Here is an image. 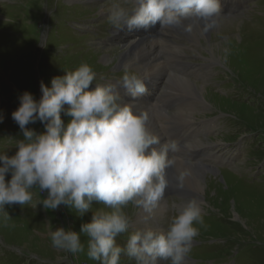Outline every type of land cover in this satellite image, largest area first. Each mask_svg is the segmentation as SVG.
Masks as SVG:
<instances>
[{"label":"rangeland","instance_id":"rangeland-1","mask_svg":"<svg viewBox=\"0 0 264 264\" xmlns=\"http://www.w3.org/2000/svg\"><path fill=\"white\" fill-rule=\"evenodd\" d=\"M72 2L74 1L0 0V152L7 151L8 155H14L17 151L14 147L15 139H22L21 130L12 119V112L19 107L18 97L25 91L31 92L39 100L42 96L41 82L51 87L54 77L63 76L65 71L75 70L82 62L92 67L97 74L95 82L100 84L109 82L114 73L123 72L120 68L114 69L113 61L104 63L101 58L104 54L93 50L95 39L93 40L91 33L83 31L82 18L92 15L93 18L87 20L90 29L103 22L93 20L96 16H100L98 20L107 16L100 15L101 11L88 8L87 15H80V10L85 11L86 8L78 2ZM106 3L103 2L102 5L108 11L111 1ZM123 5L126 7L128 4ZM178 32L167 31L163 35L165 40L187 44L188 48L185 50H191L192 55H197V63L209 64L210 68L201 73L195 72L194 75L182 65L176 73L175 69L170 68L169 79L164 80L166 89L156 91L157 97L159 95L157 102L165 106L171 105L168 113L170 116L173 113L183 126V132L179 133V142L191 144L192 150L203 154L212 147L214 151L210 153L215 157L226 146L230 149H226L228 151L225 152L223 160H215L216 165L207 154L199 156L203 159V164L215 165L211 170L203 164L199 166L195 161L186 159L184 154H174L173 156L177 155V161L206 176L203 181L204 191L188 186L189 180H184L185 186L180 188L181 197L167 196V208L160 216L161 220L150 218L139 223L138 227L132 225L137 208L128 205L124 211L131 219L130 232L148 227L157 228L158 223L160 226L157 229H164L170 217L175 214L169 206L172 203L181 204L182 201L186 203L195 198L203 209L204 224L196 225L202 231L200 230L188 259L195 260L196 264H264V0H249V6L243 13L231 19L221 30L223 40L228 41L225 43L228 51L223 61L218 58L215 60L209 54L205 32L196 37L197 39L192 36L196 35L193 30ZM216 32L217 27L214 28L212 37L218 43L222 39L220 36V41L216 39ZM91 44L94 46L90 47ZM107 46L109 50L106 52L122 55L123 48H117V43ZM169 58L177 59L175 56ZM178 59H182L181 53ZM135 71L142 76L141 71ZM151 71L150 66L143 73L149 76L155 72ZM188 82L207 89L209 100L204 103L200 96L193 98L189 94L190 87H185ZM94 85L95 83L90 86ZM215 96L229 103L225 104ZM177 98L184 101L183 105L179 104ZM141 99H144L142 105L147 106V98ZM188 104H195L196 110L189 109ZM61 115L67 123L70 118L63 112ZM154 122L156 123V118ZM206 122H213L214 127L208 130L204 124ZM28 127L37 132L44 130V125L40 122ZM189 139L193 141L190 142ZM196 141L203 145L195 146ZM201 166L203 170H200ZM171 177H175L174 170ZM10 178L9 175L7 179ZM171 182L177 185V182ZM46 195V192L42 193V196ZM41 198L36 195L33 203ZM97 207L102 206L94 204L93 210ZM5 211L11 218L5 222L0 214V264H99L98 261L88 259L85 253L71 254L54 249L49 238V232L59 227L79 232L83 223L91 221L92 211L78 217L64 205L52 211L46 210L42 204L35 208L31 204L23 207L19 204L6 205ZM128 234L118 236L117 243L123 245ZM85 239L82 236V241ZM230 254L233 256L229 257ZM121 264L132 262L122 257Z\"/></svg>","mask_w":264,"mask_h":264},{"label":"clouds","instance_id":"clouds-1","mask_svg":"<svg viewBox=\"0 0 264 264\" xmlns=\"http://www.w3.org/2000/svg\"><path fill=\"white\" fill-rule=\"evenodd\" d=\"M221 16V0H111L106 18L117 32L125 26L132 31L159 23L162 33L174 27L191 32L192 23L185 21L202 22L209 30ZM123 71L116 84H100L92 67L82 62L54 77L51 87L41 82L39 100L29 91L18 97L12 119L22 139H15L14 155L0 152V214L8 221L5 206L16 204L34 208L42 204L52 211L64 205L78 217L92 211L91 221L79 232L63 227L50 231L51 246L85 253L99 264H121L122 257L135 264H187L200 234L196 225L204 224L197 199L172 203L169 207L175 214L164 229L130 232L131 219L124 208L142 210L146 221L152 217L170 185L171 154L178 153L181 145L169 138L161 144L160 136L149 128L147 111L134 113L131 104L122 102L118 87L133 98L147 92V78L127 66ZM93 83L95 88L89 90ZM62 112L70 118L67 123ZM37 122L44 125L42 132L28 127ZM185 176V172L178 175L177 187L184 186ZM36 195L42 198L33 203ZM94 204L102 207L93 210ZM125 233H129L126 241L118 244L117 237Z\"/></svg>","mask_w":264,"mask_h":264},{"label":"bare ground","instance_id":"bare-ground-1","mask_svg":"<svg viewBox=\"0 0 264 264\" xmlns=\"http://www.w3.org/2000/svg\"><path fill=\"white\" fill-rule=\"evenodd\" d=\"M243 18V17H242ZM242 21V20H241ZM243 22V21H242ZM233 25V24H232ZM195 27V28H194ZM237 27H238V25H237ZM240 27V26H239ZM193 29V31L196 33V35L194 36V35H192L193 37H199V36H201V34L203 33L202 31H204L205 32V34L207 35V46H206V49L208 50V52H209V54L210 55H212V57H214L215 58V60L218 58L220 61H223L224 60V55H225V53H227V51H228V46H225V43H227L228 41L227 40H222L221 42H218V43H216L217 41H215V39L212 37V33H211V30L212 29H210V31L209 30H206L205 28H204V25H203V27L201 28V27H197V26H193L192 27ZM239 31V30H238ZM174 33V32H173ZM179 33V32H178ZM181 33V32H180ZM195 33H193V34H195ZM185 34V33H184ZM191 34V33H190ZM240 34V33H239ZM182 36V35H181ZM176 37V36H175ZM191 37V36H190ZM203 37V36H202ZM216 37H218V36H216ZM223 37V36H222ZM173 38V37H172ZM206 38V37H205ZM212 38L214 39V40H212ZM183 39V38H182ZM197 39V38H196ZM242 40V39H241ZM172 41V40H171ZM203 41V40H202ZM220 41V40H219ZM197 42V41H196ZM239 42V41H238ZM237 42V43H238ZM241 42V41H240ZM203 43V42H202ZM230 43V42H229ZM194 44V43H193ZM235 45V44H234ZM233 45V46H234ZM201 46V45H200ZM236 47V46H235ZM244 47V46H243ZM117 48H119V47H117ZM201 48V47H200ZM232 48V47H231ZM195 49V48H194ZM109 50V49H108ZM117 50V49H116ZM170 51H171V54H178V53H180V51H181V47H179V46H174V47H171L170 49H169ZM200 50V49H199ZM114 51V50H113ZM191 51V50H190ZM189 51V52H190ZM239 51V50H238ZM207 52V53H208ZM232 52V51H231ZM111 53H113L112 51H111ZM117 53V52H116ZM206 53V52H205ZM194 54V53H193ZM197 56V55H196ZM231 56V55H230ZM133 57V56H132ZM200 57V56H199ZM102 58V60L104 61V63H111L112 61H113V63L114 62H116L118 65H121V66H119L118 68H123V67H125V66H129V64H131L130 63V61H131V59L129 58V56L127 55V54H123V55H120V56H116V57H111V56H102L101 57ZM134 58V57H133ZM172 58V57H171ZM230 59V58H229ZM173 60H177V59H173ZM182 60V59H181ZM199 60H200V58H199ZM218 64V63H217ZM137 66V65H136ZM159 66V65H158ZM149 67H150V65L146 68L147 70L149 69ZM215 67V66H214ZM208 68H210V67H208ZM200 69H201V67H200ZM151 70L152 71H158L159 69H156V65L153 63V65H151ZM170 70V69H169ZM179 73V72H178ZM152 74V73H151ZM211 74V73H210ZM176 75V74H175ZM204 76V75H203ZM207 76V75H206ZM229 77V76H228ZM212 78V77H211ZM234 78V77H233ZM195 80H197V79H195ZM207 80V79H206ZM218 81V80H217ZM170 82V81H169ZM195 82V81H194ZM165 83V82H164ZM177 83V82H176ZM196 83V82H195ZM198 83V82H197ZM210 83H212L211 81H210ZM170 84V83H169ZM202 84H203V82H202ZM190 87V88H188V90L190 91V93L189 94H191L192 96H193V98H195L196 96H200V100L201 101H203L204 103L206 102V100H209L208 98H207V94H209V92H208V90L206 89H203V88H200L198 85H195V84H193V83H191V82H188V84H186V86L185 87ZM237 86V85H236ZM167 87V86H166ZM205 87V86H204ZM172 88V87H171ZM171 88H170V90H171ZM175 88V87H174ZM178 88V87H177ZM226 88V87H225ZM185 90V89H184ZM187 90V89H186ZM196 94V95H195ZM212 96V95H211ZM216 97V99L217 100H220V101H223L225 104H228L229 103V101H227V100H223V98H220V97H217V96H215ZM145 98H147V97H145ZM174 100V99H173ZM179 100V99H178ZM214 101V100H213ZM175 102H176V100H175ZM207 102H209V101H207ZM176 104V103H175ZM180 104V103H179ZM207 105V104H206ZM205 106V105H204ZM208 106V105H207ZM179 107V106H178ZM194 107H196V105L195 104H191V106H190V108L189 109H192V108H194ZM147 106L146 105H140V106H136V108H134L133 109V111H134V113H140V112H142V111H147ZM205 108V107H204ZM210 108V107H209ZM143 109V110H142ZM187 109V108H186ZM201 109V108H200ZM180 110V109H179ZM185 110V109H184ZM196 110V109H195ZM187 111V110H186ZM198 111H199V109H198ZM170 114V113H169ZM177 115H179V114H177ZM181 115V114H180ZM172 116H173V113H172ZM156 117H155V114H153V113H151V114H149V126L150 125H152V124H154L155 122H154V119H155ZM189 119V118H188ZM197 120V119H196ZM209 120V119H208ZM199 122V121H198ZM231 122V121H230ZM197 123V122H196ZM202 123V122H201ZM216 123H217V121H216ZM205 124V126H207V129L208 130H211L214 126H213V122H206V123H204ZM229 124V123H228ZM232 123H230V125H231ZM241 124V123H240ZM155 125H157V124H155ZM195 125V124H194ZM197 125V124H196ZM226 125V124H225ZM233 125V124H232ZM242 125V124H241ZM192 126V125H191ZM199 126V125H198ZM234 128V127H233ZM190 129V128H189ZM188 129V130H189ZM192 129V128H191ZM201 129V128H200ZM232 129V128H231ZM187 130V129H186ZM209 132V131H208ZM195 134V133H194ZM201 134V133H200ZM185 137H186V135H184ZM207 136V135H206ZM199 137H201V136H199ZM188 138V137H187ZM204 138V137H203ZM185 141V140H184ZM193 141V140H192ZM188 142V141H187ZM197 142V141H196ZM181 143V142H180ZM183 143V142H182ZM216 143H217V141H216ZM199 144L200 145H203V144H201L200 142H199ZM211 144V143H210ZM194 145V144H193ZM209 145V144H208ZM216 145V144H215ZM220 146V145H219ZM194 147V146H193ZM193 149V148H192ZM198 149V148H197ZM213 148L212 147H210L209 148V150L211 151ZM212 151H214V149L212 150ZM205 152V151H204ZM220 153V152H219ZM202 156V155H201ZM187 159V158H186ZM177 160V158H175L174 159V161H173V164H172V168H171V170L168 172V179L170 180V181H174V182H177V179L174 177V178H172L171 177V175H172V171L174 170L175 171V174H180L181 172H185L186 173V176H185V180H189V184H188V186H190V187H192V188H194V189H196V190H198V191H204V189H203V181H204V178L206 177H204V174L203 173H198V171L197 170H194L193 171V168H191L189 165H186V164H183V163H180L179 161H177V162H175ZM183 160V159H182ZM183 162V161H182ZM185 162V161H184ZM190 162V161H189ZM196 162V161H195ZM203 162H205V161H203ZM174 163H176L175 165L176 166H174ZM215 163V162H214ZM217 163V162H216ZM212 164H213V161H212ZM190 165H191V162H190ZM238 165V164H237ZM248 165V164H247ZM192 166V165H191ZM200 166V165H199ZM177 168V169H176ZM205 169V168H204ZM177 170H178V172H177ZM200 170H203V169H200ZM214 171V170H213ZM206 172V171H205ZM222 173V172H221ZM220 173V174H221ZM207 174V173H206ZM207 180H209L208 178H206ZM206 181V180H205ZM209 183H210V181H209ZM185 186V185H184ZM187 186V187H188ZM232 189V188H231ZM210 190V189H209ZM217 192V191H216ZM206 193V192H205ZM199 195V194H198ZM191 196V195H190ZM189 196V197H190ZM202 196V195H201ZM215 196V195H214ZM235 196V195H234ZM165 197V196H164ZM201 198V197H200ZM216 198V197H215ZM227 198H228V195H227ZM224 200V199H223ZM222 202V201H221ZM224 202V201H223ZM183 203H185V202H181V204H183ZM215 204V203H214ZM166 208H167V199H165V198H163L162 199V201H161V203H160V206L154 211V213H153V215H152V217H151V219L153 218H155L156 220H161L160 218V216H162L163 214H164V211L166 210ZM223 208V207H222ZM137 212V213H136ZM136 212H135V215H134V217H133V220H132V225H134L135 227H138L139 225V223L141 224L144 220H145V213L142 211V210H140V209H137L136 210ZM216 216V215H215ZM163 218V217H162ZM215 219V218H214ZM219 220V219H218ZM216 221H217V219H216ZM145 222V221H144ZM206 223V222H205ZM151 224V223H150ZM157 226V228L160 226L159 225V223L158 224H156ZM200 228V227H199ZM159 229H161V228H159ZM201 230V229H200ZM211 231H212V229H210ZM202 231V230H201ZM209 232V231H208ZM205 233H207V232H205ZM211 233V232H210Z\"/></svg>","mask_w":264,"mask_h":264}]
</instances>
